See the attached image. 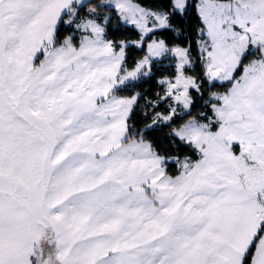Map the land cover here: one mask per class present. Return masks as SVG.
Listing matches in <instances>:
<instances>
[{"label": "snow or ice", "instance_id": "6c2138e0", "mask_svg": "<svg viewBox=\"0 0 264 264\" xmlns=\"http://www.w3.org/2000/svg\"><path fill=\"white\" fill-rule=\"evenodd\" d=\"M0 264H264V0H0Z\"/></svg>", "mask_w": 264, "mask_h": 264}]
</instances>
